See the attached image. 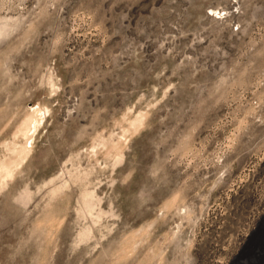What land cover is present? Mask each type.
<instances>
[{
	"label": "rangeland",
	"instance_id": "obj_1",
	"mask_svg": "<svg viewBox=\"0 0 264 264\" xmlns=\"http://www.w3.org/2000/svg\"><path fill=\"white\" fill-rule=\"evenodd\" d=\"M0 264H264V0H0Z\"/></svg>",
	"mask_w": 264,
	"mask_h": 264
}]
</instances>
